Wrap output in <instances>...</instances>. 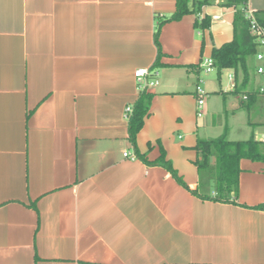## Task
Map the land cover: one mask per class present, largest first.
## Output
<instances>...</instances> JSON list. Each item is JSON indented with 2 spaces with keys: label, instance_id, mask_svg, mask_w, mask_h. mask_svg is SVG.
Wrapping results in <instances>:
<instances>
[{
  "label": "crops",
  "instance_id": "obj_1",
  "mask_svg": "<svg viewBox=\"0 0 264 264\" xmlns=\"http://www.w3.org/2000/svg\"><path fill=\"white\" fill-rule=\"evenodd\" d=\"M201 1L171 20L177 0H0V264H264V162L240 161L230 202L193 194L199 139L247 141L251 125L264 141V94L249 98L264 88V60L246 89L230 70L233 86L221 74L220 88L206 87L211 123L194 115L202 62L233 40L236 12ZM204 17L210 28L198 30ZM138 69L158 85L137 148L149 162L163 149L188 189L130 141Z\"/></svg>",
  "mask_w": 264,
  "mask_h": 264
},
{
  "label": "trees",
  "instance_id": "obj_2",
  "mask_svg": "<svg viewBox=\"0 0 264 264\" xmlns=\"http://www.w3.org/2000/svg\"><path fill=\"white\" fill-rule=\"evenodd\" d=\"M190 0H177V10L171 20H179L187 14L195 11L189 7ZM207 2H199L201 7ZM227 7L235 8L233 21L234 38L231 42L214 48L211 59L213 67L218 76H221L224 70H230L233 73L236 90L246 89L251 86L252 74L256 67L254 61L259 53V46L256 37L251 33L250 22L246 17L247 0H229ZM257 22L264 27V11L255 12ZM211 19L204 17L198 19L195 27L198 30L210 28ZM159 30L156 32V41L159 36ZM159 64L155 65V68ZM198 69L199 66H190ZM251 96L260 94L251 90ZM153 96L148 91L141 92L136 102L133 113L128 119L130 141L136 149V155L139 159L149 165H159L166 168L176 179V181L188 189V186L178 176L173 169L171 162L167 160L166 154L161 149L160 156L157 160L149 162L145 154H141L137 148L136 139L143 129L146 119L150 116V108ZM194 149L197 151L198 158L194 162L197 167L200 180V189L194 190L193 194L205 200H215L220 202H230L237 197L239 190L240 161L250 160L253 162H264V141H258L251 138L247 141H230L226 133L218 138L199 139ZM216 184L215 194L210 191V183ZM264 210V205L256 207Z\"/></svg>",
  "mask_w": 264,
  "mask_h": 264
},
{
  "label": "built area",
  "instance_id": "obj_3",
  "mask_svg": "<svg viewBox=\"0 0 264 264\" xmlns=\"http://www.w3.org/2000/svg\"><path fill=\"white\" fill-rule=\"evenodd\" d=\"M246 17L250 22L251 33L256 37L259 48H264V27H262L255 17V12H251L248 9L245 11ZM218 17H215L217 19ZM256 60L261 62L264 60V54L259 52L256 56ZM202 67L205 69L207 73L212 72L215 68L213 67L212 59H204L202 62ZM258 74L264 73V68L259 67L257 69ZM151 72L148 69H138L134 73V77L136 79L138 88L140 91H149L151 88L158 85V81L150 80ZM233 79V76H232ZM260 93L264 94V88H261ZM196 95L198 97L197 105L198 109L202 110L204 105V96L205 92L202 88L198 87L196 91ZM133 113V107L128 106L125 110L126 118L129 119L131 114ZM125 157H130L132 160H136V156L130 154V152H126L124 154Z\"/></svg>",
  "mask_w": 264,
  "mask_h": 264
},
{
  "label": "rangeland",
  "instance_id": "obj_4",
  "mask_svg": "<svg viewBox=\"0 0 264 264\" xmlns=\"http://www.w3.org/2000/svg\"><path fill=\"white\" fill-rule=\"evenodd\" d=\"M263 50H264V48H263ZM207 75L208 74H206V72L204 71V74H203V79H204V83L202 84V83H199V87L200 88H202L203 90H205L206 89V87L208 86V87H212V86H215V87H217V88H220V82H219V80H218V75H217V73L214 71L213 73H211V74H209L208 76V78H207ZM231 74H230V71L229 70H224L223 71V73H222V77H221V84H222V87L223 88H229L230 86H233L235 83H234V80L231 78V76H230ZM207 78V79H206ZM260 82H262V84L264 85V78L262 77V80L260 81ZM206 83H208V84H206ZM252 83V82H251ZM202 84V85H201ZM255 87L256 88H258V85H255ZM210 96H213V94H210ZM235 100V99H234ZM213 107L212 108H216L217 106H219V104L221 103V99L220 98H213ZM237 105H239L240 104V101H237V103H236ZM206 106V105H205ZM205 106L203 107V109L202 110H199L198 109V105H197V98H196V109L194 110V115H195V117L197 118V119H199L201 122H210L211 123V118L209 117V118H206V115H204L205 114ZM255 114V112L250 116L251 117V119H250V122H255L254 120H255V118H254V115ZM204 116V117H203ZM222 116L223 115H218V116H215V118H214V122H219L220 121V118H222ZM248 116H249V113L248 112H243L242 114H240L239 115V119H237V125L238 126H240L242 123H244V122H246L247 123V121H248ZM238 118V117H237ZM206 119L208 120V121H206ZM233 124V123H232ZM250 127V130H249V132H248V134L247 135H242L241 137H238V138H241V140H249V139H251L252 138V132H253V129H252V127L253 126H249ZM261 127H264V125L263 126H261ZM217 130V128H215V129H213L212 130V133H209V136H217L218 134H219V132L220 131H216ZM262 130H264V128L262 129ZM260 137V136H259ZM258 137V138H259ZM230 138V137H229ZM228 138V139H229ZM235 138H237V137H235ZM210 188L211 189H215V187H216V184H215V182L214 181H212L211 183H210Z\"/></svg>",
  "mask_w": 264,
  "mask_h": 264
}]
</instances>
